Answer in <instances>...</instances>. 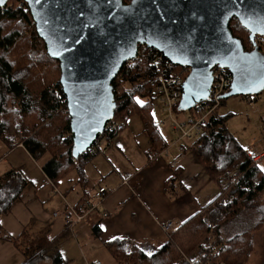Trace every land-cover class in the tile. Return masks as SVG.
Returning <instances> with one entry per match:
<instances>
[{"label":"trees","instance_id":"16d2710c","mask_svg":"<svg viewBox=\"0 0 264 264\" xmlns=\"http://www.w3.org/2000/svg\"><path fill=\"white\" fill-rule=\"evenodd\" d=\"M236 24L237 22L234 23L231 18L228 27L232 35L240 39L245 50H250V43L248 48L244 45L248 40L245 32L241 30L244 36L237 34ZM153 52L154 49L139 45L136 58L132 59L131 64L125 62L112 80L116 101L114 116L96 143L113 137L129 116L137 114L150 140V147L146 152L148 159L166 146V140L159 130V123L153 117L155 101L151 81L160 71L152 61ZM20 58L24 64L20 61L15 68L13 62L17 63ZM51 64L55 66L58 78L53 80L57 84L53 86L54 81L45 79V85L35 93L28 90L23 80L25 73L36 72L41 67L46 65L48 67ZM174 68L181 71L183 76L187 74L186 67ZM42 71L44 70H40ZM59 75L58 61L48 56L26 3L22 0H8L0 7V116L6 108L13 109L14 101L17 102L15 111L25 115L37 111L35 121H40L38 124L34 122L37 131L24 137L22 146L34 159L44 153L50 154L41 169L54 184L72 168L79 171L83 161L95 153L91 148L92 150L85 151L77 159L71 155L69 117L58 83ZM122 83L129 85L128 88ZM146 95L149 97L143 104L137 103L138 97ZM224 100L225 98H221L220 104ZM55 115L61 117L59 126L53 123ZM47 117L52 118L50 122L52 125L48 127L49 124H46L48 128H45L42 123ZM227 117L226 113H215L210 116L203 132L192 140V145L195 157L216 180L219 179V175L226 174L236 165L239 166L238 173L230 181V187L228 186L227 190L223 188L213 201L167 232V241L152 251L151 256L147 255L149 252L141 251V248L128 239L115 238L105 242V248L118 264H242L247 259L251 231L236 233L228 239L221 240L220 230L223 223L247 210H252L256 216V220L251 219L253 228L264 224V202L256 203L264 198V173L259 167L260 164L248 159L246 150L227 130L225 126ZM114 121L118 122V127L111 128L110 125ZM5 129L4 122L0 121V138L8 147L17 145L18 143L8 144L10 139L4 133ZM48 134L56 139L54 144ZM26 184L27 180L20 168L10 169L0 176V217L8 213L11 206L19 200ZM94 229L98 234L97 224ZM2 231L0 225V239L13 242L22 253L24 259L20 264H38L47 257V253L51 257V264L68 263L57 247V239H50L46 231L32 234L24 229L16 237L3 235ZM24 237L28 238L29 242H26Z\"/></svg>","mask_w":264,"mask_h":264},{"label":"water","instance_id":"95a60500","mask_svg":"<svg viewBox=\"0 0 264 264\" xmlns=\"http://www.w3.org/2000/svg\"><path fill=\"white\" fill-rule=\"evenodd\" d=\"M7 1L0 0V7ZM22 1L48 56L59 64L74 159L94 146L112 120L111 82L136 58L139 45L187 68L178 111L208 98L215 66L231 76L221 98L264 90V54L245 50L228 27L235 17L252 45L255 35L264 37V0Z\"/></svg>","mask_w":264,"mask_h":264},{"label":"crops","instance_id":"0c3cea01","mask_svg":"<svg viewBox=\"0 0 264 264\" xmlns=\"http://www.w3.org/2000/svg\"><path fill=\"white\" fill-rule=\"evenodd\" d=\"M159 130L166 146L148 159L149 137L141 118L132 114L113 137L99 141L94 155L83 161L79 171L72 168L54 189L41 169L49 157L38 163L22 145L5 144L3 159L11 154L14 159L21 153L25 161L19 164L11 160L3 173L20 168L27 184L9 212L1 215L3 231L13 237L24 229L32 234L46 231L50 239H57L67 264H118L104 245L115 238L128 239L146 252L163 246L167 232L161 224L172 221L176 227L187 220L222 192L223 183L220 178L214 179L195 157L192 140L187 141L185 152L180 154L172 144L175 132L161 126ZM254 140V147L262 148L264 135ZM99 186H104L107 194L79 223L68 228L61 218L52 216V211L62 205L56 191L64 195L69 205L83 211L85 200ZM257 241L253 239V251L245 264H264V255L259 258ZM261 241L263 246L264 238ZM23 259L13 242L0 239V264H20ZM43 262L51 264V257L39 264Z\"/></svg>","mask_w":264,"mask_h":264},{"label":"rangeland","instance_id":"374dc122","mask_svg":"<svg viewBox=\"0 0 264 264\" xmlns=\"http://www.w3.org/2000/svg\"><path fill=\"white\" fill-rule=\"evenodd\" d=\"M235 27V26H234ZM237 34L244 36L243 31L241 29H236ZM26 54V53H24ZM17 58V57H16ZM22 63V58L17 61V63L13 62L14 67L16 68L19 65V62ZM25 66V65H24ZM27 70V69H26ZM40 70H44L40 72ZM60 70V69H59ZM32 72V73H31ZM30 73H25L23 76V80L25 81V87L30 90L31 92L35 93L40 87H43L45 85L44 80L47 81H54L53 79L58 78L57 73L55 70V66L53 64L49 65L47 67L43 66L36 72L31 71ZM60 76V75H59ZM59 83V80H58ZM53 86L57 84V82H52ZM126 88H128L129 85L126 83H122ZM34 96V95H33ZM148 95L138 97L140 101H144L148 99ZM153 108V117L155 120H157L160 117L159 109L156 103H154ZM39 105V104H38ZM17 107V102L14 101L13 103V109H10V107L6 108L4 110V113L0 116V121L4 122L5 134L9 136L10 142L8 144L12 145L14 143H18L19 145H22L23 138L26 136H30L36 133L37 130H35L34 124L40 121H35L37 117V111H32L28 115L23 114L20 111H15ZM180 115L185 114V111H180ZM217 114H228V117L225 121V126L227 130L238 140V142L243 146L245 150L250 148V145L252 143H256L254 139L256 137H259L261 134L264 135V90L260 92L258 95H252L250 97L248 96H240V95H233L225 98L222 104H220L216 109ZM49 118V119H48ZM64 119V117H63ZM52 121L51 117H47V120L43 121V127L48 128L52 124L50 123ZM35 122V123H34ZM47 122V123H46ZM53 123H57L56 125H61V117L54 116L53 117ZM38 124V123H37ZM46 124H49L47 127ZM56 125L53 129V132L55 134L56 132ZM161 127H167L165 124H160ZM43 128V129H45ZM42 129V130H43ZM47 132V130H46ZM38 133V132H37ZM49 138L52 139L51 142L53 144L55 143L56 139L53 138V135L48 134ZM254 140V142H253ZM5 142L0 138V175L10 167L11 160L17 161V163H24V159L22 158V154L19 153L13 158V154L10 155V157L3 159V153L8 147ZM72 145V144H71ZM55 148V147H54ZM58 152V151H57ZM60 153V152H58ZM46 157H50L49 153H44L41 156L36 158V161L38 163L42 162ZM258 164L259 167L264 168V159L260 161ZM28 168V164H26ZM24 166V165H22ZM238 165L234 166L232 169L228 170L226 174L219 175L218 178L222 179V190L225 188L227 190L231 185L230 181L232 178H234V175L238 173ZM27 170V169H26ZM27 172V171H26ZM30 173L35 174L33 169L29 170ZM264 173V171H263ZM69 174V173H67ZM50 181V180H49ZM52 182V181H50ZM54 189V183H51ZM229 186V187H228ZM228 187V188H227ZM57 194H59L58 191H56ZM62 205L61 209L59 210H53V211H61L63 208V205L65 204L64 201V195L59 194ZM264 202V198L262 200L256 201V203ZM262 204V203H261ZM52 211V212H53ZM251 219L256 220L255 214H253L252 210H247L246 212L243 211L239 213L237 216L231 218L226 223H223V230L221 231V240L228 239L232 235L236 233H240L243 231H251V241H250V248L247 254V259L250 256V254L253 251V239L257 241L258 239V252H259V258L260 255H264V245L261 246L262 241L261 238H264V224L257 226L256 228L252 227ZM252 227V228H251ZM254 229V231H253ZM253 231V232H252ZM1 234H6L4 231L1 232ZM26 238V237H24ZM23 238V239H24ZM26 242L28 241V238L25 239ZM58 247V243H57ZM262 248V249H261ZM106 252V251H105ZM46 256H49L47 253ZM245 261L242 264H245ZM41 262V261H40ZM39 262V263H40ZM38 263V264H39ZM46 264L45 262H43Z\"/></svg>","mask_w":264,"mask_h":264},{"label":"built area","instance_id":"2783aa9c","mask_svg":"<svg viewBox=\"0 0 264 264\" xmlns=\"http://www.w3.org/2000/svg\"><path fill=\"white\" fill-rule=\"evenodd\" d=\"M252 48H256L264 54V37L255 35L254 44L252 45L250 42V49ZM152 61L160 69L156 77L151 81L153 98L161 114L158 123L159 125L165 124L167 128L175 132L176 136L172 144L180 154H183L188 145L187 141L198 137L206 127L208 118L216 113V109L220 105L221 96L228 89L231 76L226 68L215 66L212 72V83L208 98L195 104L191 109L185 111V114L180 115L181 112L176 109L181 99V85L186 75L183 76L181 71H177L174 68L175 65L163 58L155 49L152 53ZM131 62L132 60L128 61L129 64ZM110 127H118V122H112ZM254 144L252 143L251 147L246 150V155L252 162L259 163L264 159V142L262 148L259 149L255 148ZM97 146L98 143L91 147L93 152H95ZM105 192H107V189L104 186L97 187L91 197L85 200L83 211L65 202L62 210L53 211L52 216L61 218L64 224L71 228L82 221L90 210L96 209L101 204ZM103 215L106 216L107 213ZM161 227L164 231L169 232L175 228V225L172 221H167L161 224ZM96 264H99V262Z\"/></svg>","mask_w":264,"mask_h":264},{"label":"flooded vegetation","instance_id":"af4514ba","mask_svg":"<svg viewBox=\"0 0 264 264\" xmlns=\"http://www.w3.org/2000/svg\"><path fill=\"white\" fill-rule=\"evenodd\" d=\"M232 21H233L234 23L237 22L236 25L238 26V29L243 30V31L245 32V37H247V39H248L249 32H248L244 27H242V26L240 25L239 21H238L235 17H232ZM249 43H250L249 39H248L246 42H244V45H245L246 48L249 47V46H248Z\"/></svg>","mask_w":264,"mask_h":264},{"label":"snow or ice","instance_id":"6c2138e0","mask_svg":"<svg viewBox=\"0 0 264 264\" xmlns=\"http://www.w3.org/2000/svg\"><path fill=\"white\" fill-rule=\"evenodd\" d=\"M39 2V0H37V3ZM77 42H79V41H77ZM54 55H58L59 53H53ZM186 62V61H185ZM137 103H139V104H143V101H140L138 98H137ZM261 171H264V168H261ZM141 251H143V249H141ZM147 255H149V256H151L152 255V253L151 252H149V253H147Z\"/></svg>","mask_w":264,"mask_h":264},{"label":"bare ground","instance_id":"6f19581e","mask_svg":"<svg viewBox=\"0 0 264 264\" xmlns=\"http://www.w3.org/2000/svg\"><path fill=\"white\" fill-rule=\"evenodd\" d=\"M197 104V103H196Z\"/></svg>","mask_w":264,"mask_h":264}]
</instances>
